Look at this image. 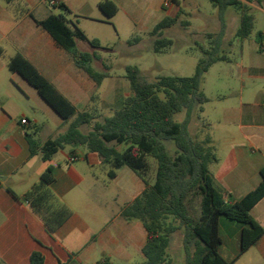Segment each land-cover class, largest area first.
Wrapping results in <instances>:
<instances>
[{
    "label": "crops",
    "instance_id": "0c3cea01",
    "mask_svg": "<svg viewBox=\"0 0 264 264\" xmlns=\"http://www.w3.org/2000/svg\"><path fill=\"white\" fill-rule=\"evenodd\" d=\"M56 1L65 4L70 13L53 12L47 0H18V8L0 0V264H30L33 251L44 254L45 264H55L46 249L48 246L58 253L72 254L68 264H95L104 260L109 264H140L144 260L141 250L147 234L140 221L122 218L121 210L142 193L143 180L126 167L116 171L111 181L117 183L108 184H115L120 195L111 199L115 210L109 215L104 213L107 185L99 183L93 172L95 167L104 166L96 154L84 146H69L68 154L57 157L62 149L49 161H43L40 155L31 156L28 135L34 134L41 142L53 139L38 122L39 113L50 114L61 133L68 123L63 122L22 76L10 72L7 64L16 54L22 55L77 112H91L102 118V109L112 105L109 90L98 93L101 85L96 86L76 67L71 56L29 14L37 21L51 14H63L88 39L98 41L104 48L98 38L88 37L81 21L117 25L121 18L135 31L149 34L165 16H171L172 3L169 0ZM104 1L112 2L117 8L112 18H107L99 9V3ZM237 28L230 38L225 26L221 50L229 62L217 63L230 66L220 69L215 90L209 96L202 88L208 102L202 106L200 113L204 117L198 123L204 130L201 140L210 138L218 159L210 166L214 185L228 202H235L254 190L262 181L260 171L264 169V56L258 53L256 40L249 37L241 43L238 60L227 56L233 50L229 43ZM261 32L264 33V28ZM80 43L76 42L77 48ZM122 98L114 102L117 109ZM22 120L26 123L22 124ZM71 157L77 160L70 162ZM48 167L52 168L54 178L50 191L72 211L70 218L51 237L28 204L15 200L7 191L22 199ZM250 216L264 227V198L251 209ZM242 229L234 221L220 219L219 253L224 259L231 261L239 254ZM251 251L264 262V236L233 264Z\"/></svg>",
    "mask_w": 264,
    "mask_h": 264
},
{
    "label": "trees",
    "instance_id": "16d2710c",
    "mask_svg": "<svg viewBox=\"0 0 264 264\" xmlns=\"http://www.w3.org/2000/svg\"><path fill=\"white\" fill-rule=\"evenodd\" d=\"M5 1L18 8V0ZM54 1L53 8L65 14L70 13L65 4ZM169 1L178 5L176 0ZM256 1L258 4L261 2ZM209 2L217 8L219 31L206 35L210 47L202 49L203 59L198 62L193 75L163 76L148 81L141 76L137 67H126L130 92L122 98L120 107L110 117L100 118L95 113L77 112L22 55L16 54L7 64L10 72L22 76L63 122L68 123L63 133L45 142L34 138V134L28 135L31 156L40 155L43 161H49L66 146H84L88 152L96 154L103 165L109 167L108 179H114L116 171L126 167L143 180L142 193L121 210L122 218L140 221L147 234L141 250L144 260L140 264H170L167 248L172 235L178 231L182 235L183 264H233L264 236V227L250 216L251 209L264 198V169L260 171L262 181L254 190L235 202H228L214 185L210 166L217 163L218 159L210 138L206 136L196 140L189 133L191 120L202 112V106L208 102L202 91L205 73L217 62H229L221 50L226 8L234 7L241 11L232 41L238 45L239 54L241 43L254 29V18L246 12L247 5L243 1ZM98 6L107 18H112L117 12L116 6L110 1L100 2ZM181 15L183 11L178 7L174 15L165 16L148 34L153 40L154 53H163L172 45L170 39L162 37L164 30L178 22L184 28L189 26L188 21L180 20ZM29 17L71 56L75 66L86 73L96 86H100L108 77V74L91 68V63L97 59L95 52H81L76 47L79 41L99 49L98 41L88 39L65 15L51 14L41 21L35 20L31 14ZM138 41L139 38L134 37L128 44ZM232 42L229 43L230 48L233 47ZM256 42L258 53L264 56V33H256ZM181 113L183 119L178 122L175 116ZM83 127L86 131H83ZM167 141L173 143V154L168 150ZM119 146H124L123 150L119 151ZM148 158L154 160L156 165L151 184L146 180ZM53 180L52 168L48 167L39 182L22 199L7 189L15 200L28 204L50 237L72 215V211L50 191ZM221 218L243 226L240 252L231 261L219 253ZM46 249L52 254L55 264H68L73 256L58 253L51 246ZM45 260L41 251H33L30 255V264H45ZM95 264L109 262L104 260Z\"/></svg>",
    "mask_w": 264,
    "mask_h": 264
},
{
    "label": "rangeland",
    "instance_id": "374dc122",
    "mask_svg": "<svg viewBox=\"0 0 264 264\" xmlns=\"http://www.w3.org/2000/svg\"><path fill=\"white\" fill-rule=\"evenodd\" d=\"M178 5L172 3L171 15H174L178 7L182 9L183 15L180 20L188 21L189 26L184 28L180 23H176L162 33V37L170 39L172 45L169 46L163 53L153 52V40L148 33L135 31L124 19L118 18L117 25L96 24L89 21H81V26L84 28L89 38H98L104 48L92 49L87 43L81 42L78 50L81 52L94 51L97 59L91 63V68L99 73H106L108 77L102 81L98 93L108 91L110 93L112 105L102 109V118L110 117L119 100L130 92L129 82L126 78V67L135 66L139 69L141 76L152 81L163 76L190 77L193 75L198 62L203 59L202 49H208L209 39L207 34L217 33L219 31L218 11L209 0H176ZM247 5L246 12L253 16L254 29L248 39L256 40V33L261 32L264 28V4H258L256 0H242ZM53 12H60L59 9H52ZM241 11L234 7H228L224 11V20L227 25V35L233 34V30L238 26V18ZM120 17V16H119ZM120 19V20H119ZM134 37H138L139 41L136 44H128ZM232 42V41H230ZM233 50L227 54L230 59L238 60L239 51L237 44L232 42ZM230 65L225 63H216L210 66L207 74L204 76L202 88L205 89L209 96L217 84L220 77V69L228 68ZM7 71V70H6ZM117 109V108H116ZM56 115V114H54ZM57 117V116H56ZM204 117L203 114H197L189 125L190 135L201 140L204 130L199 126V121ZM38 122L50 133L51 137H55L62 132L58 130L52 117L47 113H39ZM176 121L181 122L183 113L175 116ZM83 131L86 129L83 127ZM166 145L171 154L174 152L173 143L167 141ZM124 146H119L118 150H123ZM70 147L66 146L64 150L58 153L57 157L63 154H68ZM80 149V148H78ZM149 170L146 174L147 181H153L155 174V162L148 158ZM109 170L108 166H97L93 172L99 183H106L107 189L104 191V199L107 204L104 213H112L115 210V205L111 199L120 195L119 189L115 184L107 178L105 172ZM96 199L93 198V202ZM94 202V204H95ZM197 208V205H195ZM170 264H182L183 249L181 245V232L174 233L171 237L170 244L167 248ZM236 264H264L261 262L254 252H249L241 261Z\"/></svg>",
    "mask_w": 264,
    "mask_h": 264
},
{
    "label": "built area",
    "instance_id": "2783aa9c",
    "mask_svg": "<svg viewBox=\"0 0 264 264\" xmlns=\"http://www.w3.org/2000/svg\"><path fill=\"white\" fill-rule=\"evenodd\" d=\"M47 4H48V6L52 7L53 5H55V1L54 0H47ZM21 123L22 124H25L26 123V120H22ZM76 160H77L76 157H71L70 158V162H74Z\"/></svg>",
    "mask_w": 264,
    "mask_h": 264
}]
</instances>
